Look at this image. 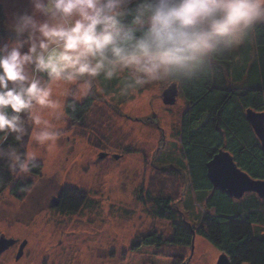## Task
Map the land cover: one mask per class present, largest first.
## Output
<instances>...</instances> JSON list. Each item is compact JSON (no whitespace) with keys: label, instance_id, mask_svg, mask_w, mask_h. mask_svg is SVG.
Segmentation results:
<instances>
[{"label":"rangeland","instance_id":"rangeland-1","mask_svg":"<svg viewBox=\"0 0 264 264\" xmlns=\"http://www.w3.org/2000/svg\"><path fill=\"white\" fill-rule=\"evenodd\" d=\"M98 85L103 92L93 90L97 99L84 122L66 114L53 152L40 149L39 174L10 170L13 179L0 195V240L14 242L0 246V264H217L222 251L199 234L188 247L166 241L173 221L151 199L171 197L184 219L203 212L204 204L189 197L187 168L160 160L173 150L185 165L179 135L185 99L164 102L171 84L146 85L121 101L105 94L101 78ZM16 148L24 150L21 143ZM154 233L165 240L145 244Z\"/></svg>","mask_w":264,"mask_h":264},{"label":"clouds","instance_id":"clouds-1","mask_svg":"<svg viewBox=\"0 0 264 264\" xmlns=\"http://www.w3.org/2000/svg\"><path fill=\"white\" fill-rule=\"evenodd\" d=\"M261 23L264 0H0V160L28 175L99 78L121 95L194 82L239 59ZM10 135L23 151L4 148Z\"/></svg>","mask_w":264,"mask_h":264},{"label":"trees","instance_id":"trees-1","mask_svg":"<svg viewBox=\"0 0 264 264\" xmlns=\"http://www.w3.org/2000/svg\"><path fill=\"white\" fill-rule=\"evenodd\" d=\"M238 56L239 59L219 63L210 76L178 85L187 103L179 130L187 167L175 157L173 150L165 151L160 158L177 162L173 163L175 168L177 165L187 168L192 183L189 197L193 194L196 201L204 204L203 212H190L185 220L171 207V197L158 195L151 199L157 204L158 214L173 221L175 230L166 240L169 243L192 246L194 234H199L227 254L233 264H264V231L258 228V224H264V197L256 193L231 197L215 189L208 176V162L219 151L226 150L241 169L253 178L264 180V151L246 119L249 108L264 111V23L256 26ZM102 87L107 95L115 93L120 101L127 97V94H119L120 80H103ZM95 98L93 93L76 102L74 107L66 105V114L75 123L82 124ZM71 103L69 100L68 105ZM9 146H20V142L10 135L4 148ZM40 169V164L35 162L32 171L39 174ZM11 179L8 162L0 160V195ZM16 186L25 188L28 183ZM146 237L145 244L165 240L157 234Z\"/></svg>","mask_w":264,"mask_h":264},{"label":"water","instance_id":"water-1","mask_svg":"<svg viewBox=\"0 0 264 264\" xmlns=\"http://www.w3.org/2000/svg\"><path fill=\"white\" fill-rule=\"evenodd\" d=\"M179 92L178 85L171 84L164 91V102L166 104H175ZM246 119L251 124L256 136L260 140L261 148L264 151V111H257L252 108L247 109ZM208 176L212 181L214 188L227 193L231 197L241 198L246 193H256L264 197V180L256 179L241 169L236 163L234 156L226 150L219 151L207 164ZM54 204H58L55 200ZM196 234H194V238ZM13 240H0V246L3 247L12 244ZM194 245V244H193ZM24 244L21 245L23 252ZM217 264H232L227 254L222 253Z\"/></svg>","mask_w":264,"mask_h":264},{"label":"crops","instance_id":"crops-1","mask_svg":"<svg viewBox=\"0 0 264 264\" xmlns=\"http://www.w3.org/2000/svg\"><path fill=\"white\" fill-rule=\"evenodd\" d=\"M105 94H106V93H105ZM112 94H113V93H112ZM108 95H110V94H108ZM110 96H111V97H114L115 95H110ZM67 116H68V115H67ZM63 119L66 120L64 117H63Z\"/></svg>","mask_w":264,"mask_h":264},{"label":"flooded vegetation","instance_id":"flooded-vegetation-1","mask_svg":"<svg viewBox=\"0 0 264 264\" xmlns=\"http://www.w3.org/2000/svg\"><path fill=\"white\" fill-rule=\"evenodd\" d=\"M232 263V262H231ZM233 264V263H232Z\"/></svg>","mask_w":264,"mask_h":264},{"label":"bare ground","instance_id":"bare-ground-1","mask_svg":"<svg viewBox=\"0 0 264 264\" xmlns=\"http://www.w3.org/2000/svg\"><path fill=\"white\" fill-rule=\"evenodd\" d=\"M53 152V151H52Z\"/></svg>","mask_w":264,"mask_h":264}]
</instances>
